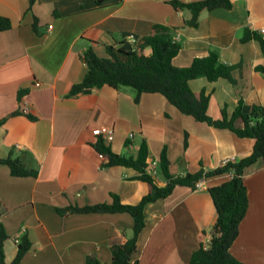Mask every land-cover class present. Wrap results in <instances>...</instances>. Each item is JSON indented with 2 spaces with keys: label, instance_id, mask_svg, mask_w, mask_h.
<instances>
[{
  "label": "crops",
  "instance_id": "obj_1",
  "mask_svg": "<svg viewBox=\"0 0 264 264\" xmlns=\"http://www.w3.org/2000/svg\"><path fill=\"white\" fill-rule=\"evenodd\" d=\"M169 1L34 0L29 10L28 0H0V17L11 23L0 31V119L6 118L0 124V157L14 147L23 152L26 166L37 170L35 177L13 176L0 163L6 263L22 235L31 247L18 264H85L89 255L109 264L110 246L131 236L133 220L126 212L57 211L110 202L111 193L135 204L150 190L147 182L135 178V169L103 166L105 159L91 144L97 128L113 129L105 144L116 153L135 155L145 139L148 167H155L152 176L159 186L165 184L158 168L163 148L170 173L179 176L251 151L253 139L195 121L159 93H142L135 101L132 88L104 85L68 95L86 72L82 55L89 46L104 57L106 46L124 35L142 37L160 23L170 26L181 44L175 66H188L211 50L235 66L232 80L198 77L189 82L196 94L202 89L210 93V116L219 118L221 108L230 111L239 99L263 104L264 74L257 66L264 67V55L256 40L240 38L244 27L264 36V0H231L230 9L202 10L196 27L184 24L188 13ZM127 139L131 143L126 146ZM228 178L229 173L203 178V187L195 189L176 186L167 197L147 203L131 260L189 264L199 238L208 241L216 219L207 188ZM243 182L248 206L229 252L246 264H264V159L245 168Z\"/></svg>",
  "mask_w": 264,
  "mask_h": 264
},
{
  "label": "trees",
  "instance_id": "obj_2",
  "mask_svg": "<svg viewBox=\"0 0 264 264\" xmlns=\"http://www.w3.org/2000/svg\"><path fill=\"white\" fill-rule=\"evenodd\" d=\"M101 4L105 0H95ZM34 0H28L31 9ZM169 3L176 10H184L188 14L184 24L196 27L202 10L216 8H231V0H194L182 2L170 0ZM36 17L32 23L36 31ZM11 27L8 18L0 17V31ZM126 36L113 45L106 46V55L98 56L92 47H88L82 57L86 64V72L82 80L73 84L68 95L87 94L93 88L104 85L112 88L130 87L134 90V100L138 101L142 93H159L173 105L180 113L193 117L195 121L204 122L214 128L227 129L237 137L253 139L251 151L238 159L227 160L219 166L196 172H186L183 176L173 175L169 171V160L165 148L159 157L158 168L165 178V184L157 185L153 176L147 171L148 145L141 139L135 155L116 153L105 144L99 136L91 143L94 149L104 157L103 166H126L135 169L136 179L147 182L150 190L135 203L121 202L118 195L111 193L110 202H100L87 206H68L57 209L61 214L65 212H126L133 222L131 236L119 244L110 246L111 259L109 264H137L132 261L136 250L137 238L145 226L144 207L147 203L163 199L172 193L176 186H186L195 189V184L203 178L229 173L230 178L220 184L207 188L216 210V219L211 226L208 241L199 238L198 247L191 254L189 264H246L236 259L229 252V248L239 232V224L243 219L248 198L243 182L245 168L254 164L258 159H264V103H247L239 99L235 107L228 111L221 108L220 117L213 118L208 114L210 93L205 89L197 94L191 89L189 82L198 77H205L209 82L221 78L232 80L231 72L234 65L225 64L219 54L209 51L207 55L195 57L185 67L173 64V58L181 49V44L174 40L173 31L165 24L152 25L151 31L137 36V43L132 45L126 41ZM254 39L259 43L264 55V36L244 27L240 40L245 42ZM148 48V52L144 49ZM257 70L264 74V67L257 66ZM21 92H18L20 99ZM16 112L10 113L14 115ZM31 117V116H30ZM33 118V117H31ZM6 118L0 119L2 124ZM131 143L125 141L126 146ZM23 152L12 147L5 157H0V163L9 167L13 176H36L37 170L26 166L22 160ZM8 238L3 224L0 222V264H18L29 251L31 242L26 235H22L16 245L13 259L5 262L3 243ZM85 264H101L94 256L86 257Z\"/></svg>",
  "mask_w": 264,
  "mask_h": 264
},
{
  "label": "built area",
  "instance_id": "obj_3",
  "mask_svg": "<svg viewBox=\"0 0 264 264\" xmlns=\"http://www.w3.org/2000/svg\"><path fill=\"white\" fill-rule=\"evenodd\" d=\"M174 40H177V37H174ZM126 41L132 45H135L137 43V36L130 33L126 36ZM95 135H99L104 141L106 140H112L113 138V129L111 128H97L95 130ZM102 158H104L103 156H101ZM227 160H233V158L231 159H226L223 162L227 161ZM222 162V163H223ZM147 171L151 174V175H155L156 169L155 167H148L147 166ZM196 188H201L202 186V182L201 180H199L198 182H196L195 184Z\"/></svg>",
  "mask_w": 264,
  "mask_h": 264
}]
</instances>
